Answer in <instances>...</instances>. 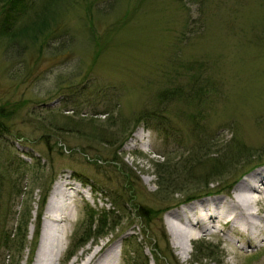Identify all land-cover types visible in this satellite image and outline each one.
Listing matches in <instances>:
<instances>
[{
  "label": "rangeland",
  "instance_id": "obj_1",
  "mask_svg": "<svg viewBox=\"0 0 264 264\" xmlns=\"http://www.w3.org/2000/svg\"><path fill=\"white\" fill-rule=\"evenodd\" d=\"M6 1L0 12L8 20H27ZM43 1L34 0L35 11ZM53 1L58 18L41 48L0 43V109L12 113L0 136V235L11 240L7 249L0 236V264H34L59 180L68 184L72 215L60 222L67 241L53 264H83L110 247L114 264H264V199L251 207L261 242L221 226L193 239L183 260L166 225L190 205L228 202L244 179L264 172V0ZM168 88H178L174 99L160 103ZM150 113L154 126H165L152 129ZM135 133L143 138L131 148ZM198 133L211 138L209 151H222L210 154L217 162L195 151ZM163 164L173 174L171 194L157 192ZM227 187L218 199H199ZM139 203L148 219L138 216ZM92 210L94 219L114 211L115 220L86 239Z\"/></svg>",
  "mask_w": 264,
  "mask_h": 264
},
{
  "label": "bare ground",
  "instance_id": "obj_2",
  "mask_svg": "<svg viewBox=\"0 0 264 264\" xmlns=\"http://www.w3.org/2000/svg\"><path fill=\"white\" fill-rule=\"evenodd\" d=\"M142 138L140 133H135L129 146L135 147ZM65 185H68L65 181H57L48 196L44 212L45 225L42 233L44 236L34 264H53L60 259L66 246L67 230L60 225V222L71 219L72 196L64 190ZM263 199L264 172L258 171L244 179L234 189L228 202L218 199L208 205V201H204L190 205L181 211L170 213V219L166 225L168 233L173 237V246L181 250L182 259L185 260L190 252L193 239L208 233L221 232V226L226 225H229L231 232L238 236L261 242L260 237H258L261 229L254 222L256 214L251 211V207L258 205ZM259 219L264 221V215L260 216ZM113 253V248L104 252L100 249V251L90 254L83 264H114Z\"/></svg>",
  "mask_w": 264,
  "mask_h": 264
},
{
  "label": "trees",
  "instance_id": "obj_3",
  "mask_svg": "<svg viewBox=\"0 0 264 264\" xmlns=\"http://www.w3.org/2000/svg\"><path fill=\"white\" fill-rule=\"evenodd\" d=\"M46 1L40 8L38 11H35V3L34 0H9L6 1L5 4H7L10 7V11H18L19 13L23 12L24 16L26 15V19L23 22H18V21H14L12 22V20H8V14L7 15H3L0 12V43H5L8 46L13 45V46H17V47H21V49H29V48H34V47H40L43 45V43L46 42V36L49 33V30L52 27L53 21L55 19L58 18L57 15V9L59 8L57 3H55L53 0H44ZM43 1V2H44ZM32 11V12H29ZM9 21V24H7V22ZM2 22V24H1ZM2 26V27H1ZM205 84L202 85L199 90H204V88H207V85L209 84L208 81H204ZM178 88H168L164 91H162V93L158 96L159 102L160 103H166L171 101V99H174L173 96L177 93ZM149 113V112H148ZM8 116H12V113H9L8 115H6L2 109H0V136L2 137L3 135L8 134V125H7V117ZM197 116V115H196ZM199 119V118H198ZM146 123H150V126L152 127V129L158 130L160 128L161 125L165 126L166 121L165 120H161L159 123H156L154 126L153 122H158L159 120H155V114L154 113H150V115H147L146 118L144 119ZM194 122H197V120H195ZM192 125V128L194 130H197V128L195 127V125ZM202 127V125H201ZM204 134V131L203 133ZM199 133L197 135H194L192 139L195 138V141L199 140L197 138H199ZM211 140V138L206 135L203 136V140H199V142L194 146V148H196V152L198 154H200L202 157H208L210 156L211 159H209V161L211 162H217L216 159L218 157L216 156H211L213 155H217V153H221L222 151L219 149H216V154L214 152L209 151V149L211 148V144H208L209 141ZM194 141V142H195ZM226 149V148H225ZM224 151V150H223ZM211 154V155H210ZM250 154L249 152L243 150L242 155H247ZM116 160V159H114ZM23 163V161H22ZM218 165V164H217ZM215 165L214 169L211 171H208L205 174V177H211L213 176V174H217V172L219 171V167ZM169 166H167L166 164L163 165H159V168L157 169V192L159 193H163V194H171L173 193V191L171 192L169 190V188L172 186V176L173 174L171 173H167L169 172ZM166 174V178L168 179V181L165 179V177L163 176V174ZM206 177V179H207ZM240 177V175H239ZM9 183V181H7ZM85 185H90L92 187V189L94 191H97L96 187L87 183V182H83ZM10 184V183H9ZM11 188H15L14 185H12V183L10 184ZM207 187V185H206ZM230 187V186H229ZM229 187L227 188H223L219 191H205L204 192V196L206 195H210V194H219L222 192H225L226 189L228 190ZM17 189L18 191L21 190L20 185H17ZM49 190V187L46 189V191L43 193L42 195V200L40 203V208L39 211L37 213V220H36V234H38V228H39V216L41 214V211L43 210V206L45 203V199H46V195L47 192ZM99 190V189H98ZM202 194H200L199 197ZM111 198H113L112 202L113 204H115L116 206H119V210L124 212V207L121 205L123 203V201L118 200V197L116 195H111ZM197 198V197H193ZM192 199L188 198V201H190ZM184 202V201H183ZM181 202V203H183ZM180 204V203H178ZM120 206H122V208H120ZM137 209L136 211L138 212V216H140L142 219H148V214L150 215V210L145 207L144 205H142L141 203H139V205H136ZM168 209V208H167ZM164 209V210H167ZM113 210V209H112ZM163 212V211H162ZM94 213L95 211H90L89 215H88V222L87 223L88 227L85 230V232H88L87 234V238L89 239L92 237V235H97L100 233H103L104 229L106 227H111L113 225V222L115 219H111L113 217L114 211H105V210H101V215H99V217L94 219ZM117 216V215H115ZM108 222H110L108 224ZM93 227V228H92ZM18 228H20V226H18ZM1 235H3V232H1ZM0 235V236H1ZM37 238V237H36ZM3 239V243L4 245H6V248L9 249V243L11 242L10 240V235H3L2 236ZM85 239V238H84ZM127 253V252H126ZM174 258V257H173ZM172 258V259H173ZM174 262V261H173ZM196 263V262H195ZM147 264V263H145ZM172 264H177V262H174Z\"/></svg>",
  "mask_w": 264,
  "mask_h": 264
}]
</instances>
